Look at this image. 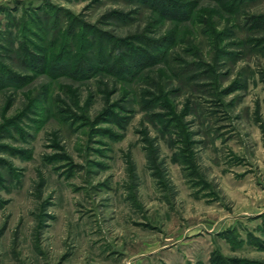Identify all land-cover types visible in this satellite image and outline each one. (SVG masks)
I'll use <instances>...</instances> for the list:
<instances>
[{
	"label": "rangeland",
	"instance_id": "obj_1",
	"mask_svg": "<svg viewBox=\"0 0 264 264\" xmlns=\"http://www.w3.org/2000/svg\"><path fill=\"white\" fill-rule=\"evenodd\" d=\"M0 264H264V0H0Z\"/></svg>",
	"mask_w": 264,
	"mask_h": 264
}]
</instances>
